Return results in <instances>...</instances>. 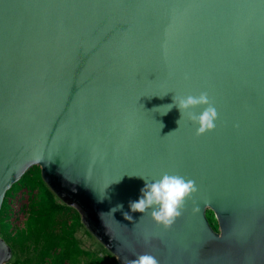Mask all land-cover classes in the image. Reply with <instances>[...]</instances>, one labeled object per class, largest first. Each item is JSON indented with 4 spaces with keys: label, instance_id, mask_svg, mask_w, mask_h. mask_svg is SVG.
I'll return each mask as SVG.
<instances>
[{
    "label": "water",
    "instance_id": "obj_1",
    "mask_svg": "<svg viewBox=\"0 0 264 264\" xmlns=\"http://www.w3.org/2000/svg\"><path fill=\"white\" fill-rule=\"evenodd\" d=\"M201 92L215 130L174 132ZM34 167L119 264H264V0H0V213ZM165 173L198 189L167 230L129 208Z\"/></svg>",
    "mask_w": 264,
    "mask_h": 264
},
{
    "label": "trees",
    "instance_id": "obj_2",
    "mask_svg": "<svg viewBox=\"0 0 264 264\" xmlns=\"http://www.w3.org/2000/svg\"><path fill=\"white\" fill-rule=\"evenodd\" d=\"M16 188L27 189L30 195L27 207L28 220L24 228L9 239L14 256L19 257L16 263L24 258V264H46L50 261L65 264L68 261L72 262L78 255H84L88 258L87 264H119L116 257L101 243L99 246L105 256L96 252L83 251L78 247L72 233L74 226L84 227L81 217L75 209L57 199L55 193L44 181L40 168H32L14 186L8 196H14L17 193ZM7 200L0 218L8 209ZM69 214L75 219L71 224L64 222L66 215ZM59 226H65V229L61 227L58 233ZM87 234L93 237L88 231Z\"/></svg>",
    "mask_w": 264,
    "mask_h": 264
},
{
    "label": "clouds",
    "instance_id": "obj_3",
    "mask_svg": "<svg viewBox=\"0 0 264 264\" xmlns=\"http://www.w3.org/2000/svg\"><path fill=\"white\" fill-rule=\"evenodd\" d=\"M167 107L168 111L176 107L181 114V119L177 121L178 128L174 132L179 130L180 122L185 116L196 127L197 136L215 130L219 115L207 92H201L199 95L180 97L174 95L173 103L167 105ZM198 108L202 109L199 113L194 111ZM161 126L163 127L162 124ZM197 191L198 189L194 180L178 174L165 173L161 178L151 183L145 180V186L141 189L140 198L137 201L129 202V208L132 213L145 214L150 212L151 220L156 225L167 230L182 215L186 201L192 199ZM122 210L123 205L117 204L108 213L101 212V215H113L115 212ZM123 216L129 222L133 220L132 215L128 212H124ZM125 264H159V261L155 256L145 253L137 256L135 259L126 260Z\"/></svg>",
    "mask_w": 264,
    "mask_h": 264
},
{
    "label": "rangeland",
    "instance_id": "obj_4",
    "mask_svg": "<svg viewBox=\"0 0 264 264\" xmlns=\"http://www.w3.org/2000/svg\"><path fill=\"white\" fill-rule=\"evenodd\" d=\"M16 188L15 190L17 191V193H15L14 196H17L19 193L23 192V191H27V189H18ZM14 196H8V200H7V204H8V209L5 211L4 215L0 218V236L6 240L7 242H9V239L13 236H15L18 231H20L21 229L24 228L25 223L28 220V204L30 202V195L29 196H25V198H23V201L21 203L24 204V209H23V216L21 217L22 219L19 220L18 222L13 220L10 213H11V199L14 198ZM10 210V211H9ZM72 215L74 216V213H72ZM72 215H66L64 222H67L68 224H71L74 222V218ZM8 216V218H7ZM209 219L211 220V222L214 224V227L218 230V224H217V220L216 217L214 215L213 212L209 213ZM3 219V221H1ZM63 227V229H65V226H59L58 227V233L60 231V228ZM56 232V231H55ZM73 237L76 239L78 247L83 250V251H90V252H96L99 253L101 256H105L104 252H102L101 247L99 246V242L94 238L91 237L90 235L87 234L86 228H84L83 226L80 225H76L73 228ZM10 244V242H9ZM19 258V257H18ZM18 258L16 256H14L12 259L10 260V262H7L6 264H24V258L21 259L20 262L16 263ZM88 263V258L85 257L84 255H78L77 257H75L73 259L72 262L68 261L65 264H87ZM46 264H56V262H48Z\"/></svg>",
    "mask_w": 264,
    "mask_h": 264
},
{
    "label": "built area",
    "instance_id": "obj_5",
    "mask_svg": "<svg viewBox=\"0 0 264 264\" xmlns=\"http://www.w3.org/2000/svg\"><path fill=\"white\" fill-rule=\"evenodd\" d=\"M25 196H29V193L28 191H23L21 193H19L17 196H14L13 199H11V206L10 208L12 207L11 209V217L13 220L15 221H19L21 220L22 216H23V209H24V204L21 205L22 201H23V198H25Z\"/></svg>",
    "mask_w": 264,
    "mask_h": 264
}]
</instances>
